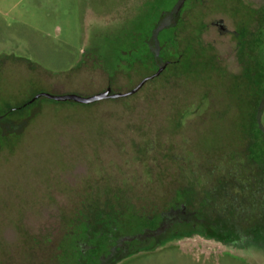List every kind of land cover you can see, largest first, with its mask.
<instances>
[{"label": "rangeland", "instance_id": "1", "mask_svg": "<svg viewBox=\"0 0 264 264\" xmlns=\"http://www.w3.org/2000/svg\"><path fill=\"white\" fill-rule=\"evenodd\" d=\"M174 3L0 0V116L38 94L130 91L150 74L142 59L138 71L125 70L130 40L141 51L142 32L159 27ZM139 13L146 16L134 26ZM182 16L180 50L196 48L185 68L170 67L124 98H43L21 131H0V264H79L63 243L105 203L133 233L156 229L181 193L204 199L230 186L226 175L242 164L256 115L264 134V0H200ZM163 29L161 45L170 35ZM19 112L29 109L7 118ZM164 243L115 264H264V247L234 249L232 239Z\"/></svg>", "mask_w": 264, "mask_h": 264}, {"label": "flooded vegetation", "instance_id": "2", "mask_svg": "<svg viewBox=\"0 0 264 264\" xmlns=\"http://www.w3.org/2000/svg\"><path fill=\"white\" fill-rule=\"evenodd\" d=\"M146 1L152 2V0ZM197 1L200 2V0H175L170 10L163 11L160 17L163 23L159 27L158 22H151L150 25L148 24L149 28L146 34L142 32L143 37L140 43L144 48L153 51V60L157 65V70L164 64L166 69L170 64V61L161 55L166 42L163 45L160 44V31L163 28L169 31L170 40L172 42L176 40L177 43L179 40L178 28L184 20L182 15L190 3ZM142 14L137 15L135 19H138L137 25L134 24V26H138ZM143 15L146 16L145 13ZM220 28L222 33L227 32L224 25L221 24ZM135 29L139 28L135 27ZM129 32H131L130 29L127 30V33ZM162 73L157 77H160ZM257 109L259 110V107ZM256 121L257 115L249 127L250 138L245 148L247 153L245 152V156L240 158L242 164L240 166L235 164L233 170L226 175L230 178L228 182L230 186L223 183L218 190L205 192L204 199L198 198V193L192 190L190 195L184 198V201L188 200V202L185 204L183 202L175 203L169 211L161 216V221L156 229H145V235L142 232L136 238L141 242L138 244L136 252L138 250L149 251L150 244L156 246L175 238L193 237L220 242L232 239V247L236 246L234 249L239 250L264 247V164L262 163L260 166L257 163V161H264V134L255 124ZM235 160L232 157V161L235 162ZM189 202L193 205L191 206ZM127 252L129 253L130 250L127 249Z\"/></svg>", "mask_w": 264, "mask_h": 264}, {"label": "trees", "instance_id": "3", "mask_svg": "<svg viewBox=\"0 0 264 264\" xmlns=\"http://www.w3.org/2000/svg\"><path fill=\"white\" fill-rule=\"evenodd\" d=\"M144 34H146V32ZM129 35L133 36L132 33ZM175 41L176 40H173L172 42L170 38H167L165 41H163L164 43L166 42V46H163L161 55L168 59L170 64L164 70L162 75H164L170 67H175L177 69L182 66L185 68L187 65L192 63V59L195 58L193 57V52H195L196 48L192 46V43L187 44V46L180 50L179 40L177 43ZM130 43L132 44L130 49L127 50V52L125 51L122 58V61L126 62L124 65L125 70L127 72L138 71L137 68L141 69L142 67H139L138 64H136V61L142 59L145 60L143 63L144 66L142 64L143 68L149 69L150 72H148L153 74L157 70V65L153 60V51L149 50L148 48H144L143 46L141 51H138V47L136 48L135 44L133 45L131 40ZM171 48H174L176 51L173 53L169 52L168 50ZM137 52H139V57L137 56ZM121 57L122 56H120V58ZM155 79L151 81H154ZM34 97L35 96L23 102V104L20 106L7 108L5 112L6 114L0 116V131L4 135L17 134V132L22 130L25 122H29L30 119L33 118L34 114L37 112V109H39L41 99H43L39 98L33 100ZM27 109H29L27 115L19 112L17 113L18 116L14 115L13 118H7V115L12 112L20 110L23 111ZM257 163L261 166V161H257ZM180 196L182 201H179L178 199L177 202H183L184 204L188 202V200L184 201V198L187 196L185 193H181ZM190 205L192 206L193 204L190 203ZM118 212L119 209L114 205L111 206V203L109 202L105 203L102 208L98 207V209L95 210L96 214H94V217L89 216L84 218V220L76 221L74 225L75 231H73V234L71 235L68 233V236L63 243L64 250L76 253L79 264H115L121 260H124L125 258H128L130 256L129 253L132 254L136 252L139 247L138 244L141 243L140 240L136 238L141 235L142 232L145 235V229H150V227L147 225L136 232L129 233L125 230L123 222L120 219L121 216L119 217L121 214ZM79 215L83 216L81 212H79ZM81 242H84L88 246L83 248L80 246ZM86 247H88V249H85ZM127 249L130 250L129 253L127 252ZM93 251H98L100 254L97 255Z\"/></svg>", "mask_w": 264, "mask_h": 264}, {"label": "water", "instance_id": "4", "mask_svg": "<svg viewBox=\"0 0 264 264\" xmlns=\"http://www.w3.org/2000/svg\"><path fill=\"white\" fill-rule=\"evenodd\" d=\"M165 67H166L165 64L160 66L153 75L144 78L138 85H136L130 91L125 92V93H116V92H113L111 88H108L107 90L97 93L92 96H82L78 94H67V95H61V96H55V95H50V94H38L33 98V100L39 99V98H47V99L58 101V102L70 101V102L89 105V104H93V103L107 100V99L124 98L128 96H132L135 93H137L146 84L147 81L159 76L164 71ZM260 106H259V112H262L260 111V108L262 110V108L264 107V103ZM258 116H260V113H258Z\"/></svg>", "mask_w": 264, "mask_h": 264}]
</instances>
